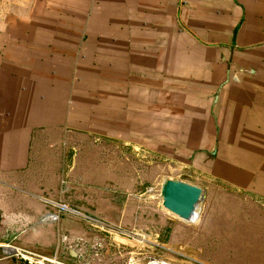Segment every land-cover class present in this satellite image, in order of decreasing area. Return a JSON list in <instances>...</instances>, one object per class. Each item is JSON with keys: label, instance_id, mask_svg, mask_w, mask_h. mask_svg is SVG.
<instances>
[{"label": "crops", "instance_id": "1", "mask_svg": "<svg viewBox=\"0 0 264 264\" xmlns=\"http://www.w3.org/2000/svg\"><path fill=\"white\" fill-rule=\"evenodd\" d=\"M129 146L264 196V0H0V264H84L45 200L126 218Z\"/></svg>", "mask_w": 264, "mask_h": 264}, {"label": "rangeland", "instance_id": "2", "mask_svg": "<svg viewBox=\"0 0 264 264\" xmlns=\"http://www.w3.org/2000/svg\"><path fill=\"white\" fill-rule=\"evenodd\" d=\"M127 152L129 190L114 194L115 204L121 197L128 204L126 218L109 221L97 216L110 226L106 230H94L79 219L91 241L70 242L66 235H59L65 254L71 247L81 251L84 264H150L154 260L159 264H264L263 195L210 177L204 166L213 156L206 152L172 159L154 156L146 148L129 146ZM167 178L207 190L191 221L162 207L160 195Z\"/></svg>", "mask_w": 264, "mask_h": 264}, {"label": "built area", "instance_id": "3", "mask_svg": "<svg viewBox=\"0 0 264 264\" xmlns=\"http://www.w3.org/2000/svg\"><path fill=\"white\" fill-rule=\"evenodd\" d=\"M46 204L54 211L53 218L59 221L64 216L78 218L87 223L94 230H106L110 226L97 216L82 211L63 201L45 200ZM122 232V231H120ZM121 234H125L124 232ZM6 258H16L26 264H64L59 260V256H46L35 250L19 248L9 243L1 244Z\"/></svg>", "mask_w": 264, "mask_h": 264}, {"label": "water", "instance_id": "4", "mask_svg": "<svg viewBox=\"0 0 264 264\" xmlns=\"http://www.w3.org/2000/svg\"><path fill=\"white\" fill-rule=\"evenodd\" d=\"M206 196L207 190L200 185L167 178L162 186L160 200L165 210L182 220L191 221Z\"/></svg>", "mask_w": 264, "mask_h": 264}, {"label": "bare ground", "instance_id": "5", "mask_svg": "<svg viewBox=\"0 0 264 264\" xmlns=\"http://www.w3.org/2000/svg\"><path fill=\"white\" fill-rule=\"evenodd\" d=\"M150 264H159V263L154 260V262H151Z\"/></svg>", "mask_w": 264, "mask_h": 264}]
</instances>
